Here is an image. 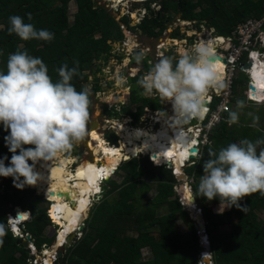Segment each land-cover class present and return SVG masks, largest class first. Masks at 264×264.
Returning <instances> with one entry per match:
<instances>
[{
  "label": "trees",
  "instance_id": "16d2710c",
  "mask_svg": "<svg viewBox=\"0 0 264 264\" xmlns=\"http://www.w3.org/2000/svg\"><path fill=\"white\" fill-rule=\"evenodd\" d=\"M73 2L79 7L74 21L66 11ZM162 5L163 11L158 15H148L140 25L132 27L133 20L130 15L118 20L111 10L100 6L97 0H0V70H7L8 56L16 52L21 45L23 46L21 50H27L30 55L44 61L53 81L59 79L58 68L65 63L72 67L74 62L78 61L80 75L74 77L72 83L78 91L81 86L89 90L90 125L95 114V97L103 92L98 75L104 68L98 62L103 61L106 64L110 62L113 57V44L123 43L126 39L124 27L129 31L139 29L151 39H160L176 18L181 17L183 21L193 22L194 16L200 10L196 23L200 32L204 26H208L215 30L216 37L229 38L241 24L250 19L260 20L264 17V0H163ZM28 13L32 14L31 21L27 19ZM13 15H20L26 23H32L37 30L46 29L52 32L54 39L50 42L35 39L23 41L15 34L10 35L9 17ZM180 34L181 28H178L173 34V39H179ZM122 59L124 58L121 57ZM133 62L141 71L131 79L133 88L130 105L122 106L124 113L119 112L116 106L110 108L108 105L104 111L111 118L121 120L131 117L138 123L146 115L147 108L163 111L164 107L160 99L143 95V89L137 84L140 77L152 66L151 59L144 56L140 62H137V59ZM241 74L242 76L235 81L234 96L231 97L230 105L231 108L234 106V112L244 109L247 102V91L243 94L236 91L238 89L242 92L239 86L249 80L246 74ZM93 75L96 81L90 90L89 84H92ZM221 100V97H214L212 110L218 107ZM262 111L257 118L244 117L242 119L244 129L241 127L231 129L228 123L231 112H224L222 120L209 135L213 143L204 145L197 163L188 168L189 177L194 176L199 180L204 174L203 162L209 158V150L218 152L229 143H238L245 138L252 141L264 138ZM256 120L257 127H246L248 123ZM8 135L9 132L0 125V159L8 157L5 161L6 166L12 157L5 139ZM120 140L113 132L111 135L113 145H119ZM153 157L158 163L169 162L166 157L155 155ZM118 173L124 180L119 182L113 178L108 182L110 189L94 206L83 237L77 239L64 252L59 263L202 264L201 255L206 251V247L202 244L197 222L178 196L176 184L179 178L174 170L168 165L158 166L150 156H143L124 161ZM197 186L196 181L195 190ZM150 190H155L158 195L149 205H145L143 202ZM40 192L42 191L38 184L33 187L25 185L21 189L14 186L13 177L0 176V226H2L0 240L3 241L0 244V264H34L31 262L30 250L24 242H19V237L10 228L7 212L9 208L15 211L17 207H21L17 209L18 212L26 214H21V218L25 217L24 220L30 218L24 223L25 231L33 234L39 249L55 242L56 235L50 236L47 233L48 228L54 224L49 211L50 205L46 206L49 201ZM49 194L55 203V193ZM116 194L118 195L115 196ZM47 197L49 198V195ZM197 201L206 219L205 231L211 240L209 251L213 264H264V220L259 218V213L264 211V196L255 193L242 200L240 204L247 207L246 213L236 207L225 209L221 213L218 198L209 201L207 198L197 196ZM163 205L169 207L170 213L165 215L158 213V209ZM16 217L11 214V221L13 222ZM180 219L188 227L187 233L179 230L176 221ZM156 225L161 228L159 236L150 229ZM225 228H229L227 232H224ZM131 232L138 234L134 235ZM146 248L152 249L153 258L145 257Z\"/></svg>",
  "mask_w": 264,
  "mask_h": 264
},
{
  "label": "clouds",
  "instance_id": "9594fccd",
  "mask_svg": "<svg viewBox=\"0 0 264 264\" xmlns=\"http://www.w3.org/2000/svg\"><path fill=\"white\" fill-rule=\"evenodd\" d=\"M27 19L32 20L31 13L27 14ZM8 32L23 41L35 39L50 42L54 39L52 32L46 29L37 30L32 23H26L20 15L9 17ZM22 48L21 45L16 52L8 56L7 70H0V125L9 132L5 139L12 153L7 166L5 161L8 157L0 159V176L13 177L14 186L21 189L25 185L33 187L41 180L34 169L36 162L53 161L84 140L88 133L90 117L89 90L81 86L78 91L72 83L73 78L80 75L79 62L75 61L72 67L67 63L63 64L57 69L59 79L53 81L44 61L30 55L27 50H21ZM262 53L264 55V52ZM136 59L140 62L143 57L140 55ZM250 64L251 69L245 73L241 72L249 78V89L253 85L251 72L255 66L253 63ZM137 84L143 89V95H158L161 100L172 104L173 114L171 116L165 114L169 126L176 133V139L172 143L185 148L191 146V136H197V132L188 130L200 124L202 126L199 127H206L210 122L214 97L209 96L212 100L210 106L206 107L209 91L223 87L211 41L198 42L190 50L183 51L179 57H161L140 77ZM207 109V115L202 119ZM148 110L157 112L150 108H147ZM196 121L198 122L194 124ZM237 122L238 114L231 112L228 123ZM198 139L202 144L204 140L202 134L198 135ZM200 144L195 148L199 149ZM26 145L32 147L26 148ZM193 149L189 151L190 155L187 154V158L183 159V168L187 167L193 158L201 157L202 149H199L198 154L194 153ZM184 152L186 153V150ZM148 154L147 156L152 158V155ZM208 155L209 158L203 162L204 174L199 177L195 196L207 198L209 201L218 198L221 213L231 207L246 213L247 207L240 204L242 200L255 193L264 196V138L255 141L241 139L238 143H229L218 152L209 150ZM29 161L33 163L30 164ZM53 203L50 205V215ZM18 208L15 211L12 209L8 211L19 217ZM9 213L10 228L23 242L30 233L27 232L26 235L25 227H22L30 218L16 224L11 221ZM51 218L59 229H62L61 224H57L52 215ZM204 232L206 238L202 239V244L206 251L202 255L210 253L212 259L211 252L207 250L211 240L207 232L205 230ZM206 241L209 242L208 247L204 245ZM2 243L0 240V244ZM33 245L37 247L35 254ZM65 245L66 243L62 246ZM29 248L31 255L35 256H39L38 250H44V247L39 249L36 240L35 243L30 242ZM203 256L202 259L206 258Z\"/></svg>",
  "mask_w": 264,
  "mask_h": 264
},
{
  "label": "rangeland",
  "instance_id": "374dc122",
  "mask_svg": "<svg viewBox=\"0 0 264 264\" xmlns=\"http://www.w3.org/2000/svg\"><path fill=\"white\" fill-rule=\"evenodd\" d=\"M162 1L163 0H97L100 6H104L109 10H111L118 20H121L125 16L130 15L131 19L133 20L132 27H137L138 25H140L146 16L148 15L154 16L162 12L163 11ZM66 11L68 15L72 18V21H74L77 13L79 12V7L76 4V2H73L70 5V7L66 9ZM198 13H200V10L197 11V14ZM197 14L194 16L193 22L183 21L181 17L176 18L175 21L169 25V29L165 33V35L160 39H151L148 36L144 35L143 32L139 29L137 31H129L128 28L124 27L125 31L128 32V35L126 36V39L123 43L113 44V48H114L113 57L110 60V62L108 64L103 63V61L98 62L101 65H103L104 68L102 73L98 75V78L101 79L100 83L103 87V92H101L95 97L94 100L95 114L93 118L96 117L97 120L102 124L101 128H98L97 131L100 137H102V139L104 140V144L102 145L104 150H102L100 156L97 155L98 160L96 161H99V164L101 166L103 167L105 166L108 168L111 165V159L106 155V151L110 150L114 154H117L119 149L121 148L124 149V151L121 152L120 157H118L119 155H117L118 161L121 160V162L118 168L117 166L114 168L113 170L114 173H112L111 179L115 178L119 182H122L124 180V177L120 176V174L118 173L120 165L124 161L130 160L133 157H143L149 155L148 153H144L142 151L146 139L143 140L139 138L138 132L149 131L154 133L157 131H161L164 123H167V125L169 126L165 114H167V116H171L173 112H172V104L170 102L161 100V98L158 95H150L147 97L160 99L163 102V107H164L163 112L157 111L156 113H153L148 110L146 115L143 117L142 121L138 123L135 120H133L131 117L123 118L121 120L111 118L104 111L106 105H108L110 108L116 106L117 110L122 113H124L122 106L128 107L130 105V98L133 88V83L131 79L139 75L141 71V68L136 66L133 62L137 58V56L141 55L139 53H142L143 57L145 56V58L149 57L151 59L150 64L153 65L161 57L164 56L179 57V55H181L183 51L190 50L194 44L201 41L208 42L211 39H215L217 35L214 29H210L208 26H204L202 32L198 30L196 26V23H198ZM178 28H181V34H180V38L176 40L173 39V34ZM121 57L124 59L121 60ZM89 73H91V71H89ZM224 76H225V68H224V74L222 75V79L224 78ZM241 76L242 74L239 73L238 77ZM91 81L92 84H89L90 90H92L95 85L94 81H96V77L94 75L92 76ZM222 83L224 85L225 81L223 80ZM239 88L242 89V92L238 89L236 90L238 91L239 94H243L245 91H247L249 89V80L245 82V84L240 85ZM252 88H254V90L256 89L257 93L253 92L252 89H250L251 94L248 95L247 93V99H246L247 102L245 103L244 109H238L236 111V113L238 114V122L234 124H229V127L231 129H234L235 127H241L244 129L245 125H242V119L244 117L249 116V117L257 118L258 114L261 113V110L264 111V103H263L264 89H257L254 85H252ZM215 92H216L215 89L210 90L208 93V97L209 96L214 97L215 95H217ZM237 106H239V104ZM234 111H235L234 106H232L231 112ZM204 117H206L205 114L203 115L202 119H204ZM197 122L198 121H196L194 124H196ZM123 123L125 125L126 130L125 129L123 130L122 127ZM257 124H258V120L254 121L253 123H248L246 127L252 126L254 128V126L257 127ZM199 126H202V124H200ZM199 126L195 125V127L188 130L190 132H197V136H195L194 139L190 138L191 140L190 147L195 148L196 145L194 142L198 144V131H196V129H198ZM169 128L172 134L175 133L170 126ZM113 132H115L121 139L119 141V145H113V143L111 142V135ZM206 140L208 143L210 142L213 143L211 137L210 139L208 138ZM127 142L134 143L133 147L135 148V150H139L140 152L138 156L127 155V151L125 149V147L127 146ZM94 143L96 144V146H98L96 142ZM116 147H121V148H116ZM202 147L203 144H200L199 149L201 150ZM87 153L90 154L88 151L87 152L86 150L84 151L82 149V146L77 143L71 149L64 152L61 155V157L75 158V161L69 164V169H71L72 171H77L81 163H83L84 161L92 160L88 158ZM150 154L152 155L151 159L155 162L156 165L158 166L168 165L169 168L174 170L175 174H176L175 172L176 170L178 171V173H181V176H179V182L176 184V190L178 191V196L180 197L181 201H183L185 206H187L188 211L192 213V217L194 220H195L194 216H196L197 214L202 215L204 218V213L202 211L200 204L198 203L197 205L196 203H194V199H197V196H195L196 192L194 189V184L196 181L197 184H199V180H196V177L194 178V176L189 177V175L187 174L188 168H190L191 166L197 163L198 157L193 158L192 162H190L187 167L184 168L182 167V169H178L175 156L171 157V159H173L171 163H158L157 160L153 157V154L152 153ZM44 162L45 161L36 162V164L34 165L35 171H37L39 166ZM54 162H60V160L55 159L53 160V163ZM105 183H107V181L104 182L103 180L102 186ZM37 184L42 191L40 192V194H43L44 197L48 199V201L50 202V203L47 202L46 206L51 205L53 200L51 199L49 193L52 191L48 187L46 188L42 187L39 181ZM187 186H189L190 191L187 189ZM37 191L39 192L38 189ZM185 191L187 192V194ZM46 194L49 195V198L47 197ZM97 194H100V192ZM97 194L92 196V205L90 207L88 214H86L85 217H83L76 231H74V233H72L70 236L75 235L77 239L83 237L87 220L91 216V212L94 206L97 204V202H100L101 200L96 198ZM117 195L118 194H116L115 196ZM157 195L158 194L156 193L155 190H150L148 193V197L146 198L145 202H143V204L149 205L150 201L156 198ZM192 196H194L193 201L191 200ZM158 213L160 215H165L166 213L167 214L170 213V209L168 206L163 205L158 209ZM19 214L22 213L20 212ZM259 218L261 220H264V211L259 213ZM204 220L206 219L204 218ZM13 222H18V216L15 218V220H13ZM176 224L178 225L179 230L182 233L188 232V227L185 225L182 219H180L179 221L177 220ZM22 228H24V226ZM59 228L60 227L57 226L56 223L54 222V224H52L48 228L47 233L50 236L56 235V239H57L59 231L61 230ZM150 229L157 236H159L161 233V231L159 230L161 229L159 225H156L155 227H152ZM225 229L224 232H227L229 228H225ZM131 233L134 235L138 234V232H131ZM25 234L27 235V232ZM76 238L73 239L72 242H75L77 240ZM56 241L57 240H55V242L51 245L52 248L55 246ZM208 244H209L208 241L204 243L205 246H207ZM207 250L209 249L207 248ZM62 251L64 252L66 251L65 247L59 248V250L56 252V255L53 258H51V260L53 261L49 262L46 260L48 258V255H46L47 254L46 251L38 250L37 254L40 256L39 263H37L35 260H33V262L34 264H60L59 263L60 252ZM36 252L37 250H34L33 254H35ZM20 255L21 253L19 252L18 256ZM144 255L146 258H153L154 252L152 251V249L146 248L144 250ZM203 257L210 258L211 256L210 253H205ZM207 264H212V263H207Z\"/></svg>",
  "mask_w": 264,
  "mask_h": 264
},
{
  "label": "bare ground",
  "instance_id": "6f19581e",
  "mask_svg": "<svg viewBox=\"0 0 264 264\" xmlns=\"http://www.w3.org/2000/svg\"><path fill=\"white\" fill-rule=\"evenodd\" d=\"M216 38L211 39L210 41L212 42L215 54L217 55V48H220L221 45L225 42L223 40L224 38ZM218 67L222 76L224 74L225 64L218 62ZM251 76L253 78V85L257 89H264L262 88V86H264V62H257L255 64L251 72ZM252 91L256 92V89H253ZM211 100L212 98H207V102L210 103ZM207 112L208 109L205 112V115H207ZM123 125L122 127L124 130L125 125ZM98 128H101V126L96 125V129L92 131V141L88 143V145H86L88 149L87 151L90 153L89 155H91L92 153L95 156L93 160L84 161L83 163H81V165H79L77 171H72L71 169H69V164L73 163V161H75V158L60 156L59 158H57L58 160H60V162H44L36 171L41 177V180L39 181L40 185L45 188L48 187L52 191L50 193H55L56 201L55 204L51 206V215L54 217L55 221L57 220L58 222H60L62 226V229L58 234L55 246L52 249L46 251L48 255V258L46 260L49 262L53 261L51 260V258L56 255V252L59 250V248L62 247L63 244L68 242L69 236L74 233V231H76L77 227L80 225L81 220L83 219V217H85L86 214H88L90 210V207L92 205V196L96 195L99 192L101 193L102 181L104 180V178L105 182L109 179L110 175H112L113 173L114 168L118 166L119 161H121H118L117 155H119L118 157H120L121 152L124 151V149L122 148L119 149L117 154H114L110 150L106 151V155L111 159V165L108 168L105 166H101L99 164V161H96L98 160V156H100L102 150H104L102 147V145L104 144V140L98 134ZM175 135L176 133L172 134L167 123L163 124L161 131H157L154 133L149 131L138 132L139 138L143 140L146 139L144 143L146 146H144L142 149L144 153H152L157 157H163L159 152H164V154L167 155L166 157L169 162H172L173 159H171V157L175 156L177 160V168L182 169V166H184L183 159L187 158V154L190 155L189 148H185L182 145L172 143L176 139ZM191 138L194 139L195 137L192 136ZM94 142H96L98 146H96ZM194 143L195 145H197L196 142ZM133 146V142H127V146L125 147L127 155L138 156L140 152L139 150H135ZM185 150L186 153L184 152ZM187 189L190 191L189 186H187ZM67 196H69L70 198H67ZM22 221V218L18 217V222L14 223H21ZM16 228L19 229L18 227Z\"/></svg>",
  "mask_w": 264,
  "mask_h": 264
},
{
  "label": "built area",
  "instance_id": "2783aa9c",
  "mask_svg": "<svg viewBox=\"0 0 264 264\" xmlns=\"http://www.w3.org/2000/svg\"><path fill=\"white\" fill-rule=\"evenodd\" d=\"M223 40L225 43L221 45L217 53L227 62L225 64V76L222 79L225 84L219 90L215 89L217 94L215 96L221 97L222 100L218 107L212 111V116L207 126L198 128V133L204 137V140H202L203 145L208 143L206 139L209 138L212 129L222 120V114L231 112L230 103L231 97L234 96L235 81L239 73L247 72L244 69V65L250 63L255 65L257 62L264 61L262 53L264 49V17L260 20H248L238 27L232 37L224 38ZM248 93L251 94L250 89H248ZM193 148L189 147V151ZM175 172L178 176L181 175L177 170ZM33 248L37 250L35 245H33ZM33 260L39 263V256L32 258L31 262Z\"/></svg>",
  "mask_w": 264,
  "mask_h": 264
},
{
  "label": "water",
  "instance_id": "95a60500",
  "mask_svg": "<svg viewBox=\"0 0 264 264\" xmlns=\"http://www.w3.org/2000/svg\"><path fill=\"white\" fill-rule=\"evenodd\" d=\"M126 35H128V32H127V31H126ZM218 49H219V48H217L216 51H218ZM216 58H217V62H221V63H224V64L227 63L226 60L223 59V58H222L220 55H218V54L216 55ZM251 67H252V64H245V65H244V69H245V71H248L249 69H251ZM250 89L253 90L254 88H252V86H250ZM209 106H210V103L206 101V107H209ZM96 125L101 126L102 124H101V123L97 120V118L95 117V118H93L92 122H91L90 125L88 126V133H87V135L85 136L84 140H82L81 142L78 143V144H80V145L82 146V149H83L84 151L86 150V152H87V150H88L87 147H86V145H88V143H90V142L92 141V131H93L94 129H96ZM92 151H93V150H92ZM92 151H91V152H92ZM193 152H194V153H197V152H199V149L195 148V149H193ZM87 154H88V153H87ZM94 157H95V156H94L92 153H91V155L88 154V158H90V159L93 160ZM155 157H157V156H155ZM168 163H171V162H168ZM113 173H114V172H113ZM111 178H112V175H110L109 179L106 180L107 183H105V184L102 186V191H101V193H100V194H97V196H96L97 199H102V198L106 195V193H107L108 190L110 189V185L108 184V182L111 180ZM104 182H105V178H104ZM67 198H70V197L67 196ZM194 203L198 204L197 199H194ZM19 208H21V207H19ZM19 208H18V209H19ZM18 211H19V210H18ZM11 213H12V212H10L9 214H11ZM19 217H21V214H19ZM194 217H195V221L197 222V229L200 230V231H203V232H201V234H200L201 239H205V238H206V234H205L204 230L206 229V222H205L203 216L200 215V214H197V215L194 216ZM57 224H59V223L57 222ZM75 238H76L75 235L69 236V240H68V242L66 243L65 246H62V247H65V250L67 251V249H68L69 247H71V246L74 244V242H72V240L75 239ZM76 239H77V238H76ZM19 242H21V239H19ZM23 242H24V245H25L26 247H28V249L31 251V249L29 248V245H30V242L35 243V239L33 238L32 234L30 233V234H28L27 238L23 240ZM51 248H52L51 244H46V245L44 246V250H48V249H51ZM63 255H64V251L60 252V258H61ZM201 258H202V256H201ZM207 263H212V259H211V257H210V258H204V263H203V264H207Z\"/></svg>",
  "mask_w": 264,
  "mask_h": 264
},
{
  "label": "flooded vegetation",
  "instance_id": "af4514ba",
  "mask_svg": "<svg viewBox=\"0 0 264 264\" xmlns=\"http://www.w3.org/2000/svg\"><path fill=\"white\" fill-rule=\"evenodd\" d=\"M143 146H146V145L144 144ZM159 153H161L163 157H166L167 156L166 154H164V152H159ZM34 257H35V255H32V258H34Z\"/></svg>",
  "mask_w": 264,
  "mask_h": 264
},
{
  "label": "snow or ice",
  "instance_id": "6c2138e0",
  "mask_svg": "<svg viewBox=\"0 0 264 264\" xmlns=\"http://www.w3.org/2000/svg\"><path fill=\"white\" fill-rule=\"evenodd\" d=\"M221 67H222V65H221ZM262 88H264V86H262ZM170 155H171V153H170Z\"/></svg>",
  "mask_w": 264,
  "mask_h": 264
}]
</instances>
